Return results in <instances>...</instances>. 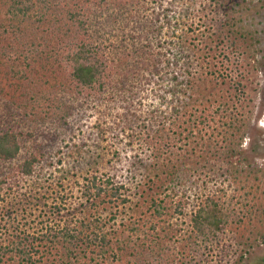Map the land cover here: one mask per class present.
I'll return each mask as SVG.
<instances>
[{"label":"rangeland","instance_id":"obj_1","mask_svg":"<svg viewBox=\"0 0 264 264\" xmlns=\"http://www.w3.org/2000/svg\"><path fill=\"white\" fill-rule=\"evenodd\" d=\"M94 1L95 36L114 47L119 69L100 97L79 94L49 57L56 39L49 30L65 10L39 5L21 13L22 32L12 43L15 9L0 0V127L24 133L12 165L40 156L32 175L1 190L0 243L17 234L51 237L50 227L67 226L80 240L44 238V254H35L41 264H264V0ZM78 2L70 7L85 0ZM137 18L139 34L149 31L138 42L130 35ZM148 41L153 54L162 53L157 67L139 63L134 52ZM182 44L180 64L194 86L192 75L169 79L182 66L167 67V60L174 63ZM203 116L206 125L195 123ZM95 186L106 188L101 196ZM210 192L246 202L241 222L211 250L189 236L192 212ZM155 198L163 199L162 216ZM95 234L106 236L104 248L82 242ZM2 264L23 261L7 256Z\"/></svg>","mask_w":264,"mask_h":264},{"label":"trees","instance_id":"obj_2","mask_svg":"<svg viewBox=\"0 0 264 264\" xmlns=\"http://www.w3.org/2000/svg\"><path fill=\"white\" fill-rule=\"evenodd\" d=\"M12 2V5L15 9L13 11V18L10 19L12 30L14 31V37L12 38V43L19 37L18 33H21L22 31V18L20 17L21 13H25L26 11L29 12L30 10L37 9L40 6L43 5L44 9L50 8L51 6H54L56 8H60L62 10H65V17L61 21H56V24L52 25L49 32H51L52 36H55V46H51V48H48L50 53L49 57H51L56 63L60 65L61 68L65 70L67 73V76H69L72 79V82L74 83V86L76 87V90L79 94H85L87 96H95L100 97L102 96V93L107 91L112 85L111 81L113 79V76L119 73L118 66L116 65V58L113 55V49L114 47H106L103 42L104 40H99L98 35L95 36L96 30H94L93 22L90 18L92 13V5H89V3L92 2V0H85V2L82 3L81 7H70L71 2H78V0H10ZM91 1V2H90ZM95 0L93 3L95 5L99 4V2H103L105 0H102L99 2H96ZM122 1L124 3L127 0H118ZM140 1V0H139ZM92 3V4H93ZM117 3V0H116ZM76 4V3H75ZM80 4V3H79ZM126 4V2H125ZM39 6V7H38ZM41 8V7H40ZM97 9V8H96ZM134 18V17H133ZM166 19H168V22L171 21L169 15L165 16ZM133 20V19H132ZM135 25L133 33H131V37L133 39H137V42L139 39H143V36L147 34L149 31L144 32L143 35H140L138 30L142 28L141 24H139V19H134ZM59 23V24H58ZM64 29V31H62ZM189 29H192L189 27ZM160 26L155 28V31L161 32ZM6 31V29H4ZM142 32V31H141ZM146 38V36H144ZM182 42L185 45L186 39L183 40L181 38ZM172 42V41H170ZM10 46L8 48H14L12 46L11 42ZM9 45V44H8ZM152 42L148 41L146 44H142V46L137 44L134 48V52L139 54V63L142 62L143 65L147 67L145 63L150 64H159L161 61L160 56H162V53L159 52L158 54H153L154 51L152 49ZM38 44H36L37 48ZM164 49L167 48V46L163 45L161 46ZM182 48L180 49V53L173 55L174 63H170L167 60V67L172 65L174 68L177 65H181L180 63L182 61H186V56L184 55V46L182 44ZM27 48L31 50L34 49V46H27ZM184 48V49H183ZM152 49V51H151ZM150 50V56L151 58H144L145 55H149ZM174 48L172 49L173 52ZM187 50V49H186ZM171 51V50H170ZM171 52V53H172ZM124 53V52H123ZM122 53V54H123ZM161 53V54H160ZM170 53V52H168ZM128 52V55L132 56ZM166 54V53H165ZM20 55V54H19ZM188 59L190 62L191 56L188 52ZM30 57V56H28ZM25 54V59L28 60L29 58ZM123 59V56L119 55V58ZM117 57V59H119ZM154 60V61H153ZM129 63V60H127ZM146 61V62H145ZM132 65V64H131ZM132 70L135 71V73H142L143 69L137 65H132ZM182 66V65H181ZM117 67V69L115 68ZM137 67L136 70H134ZM179 68V69H178ZM189 68H185L184 66L179 67L177 66V69L173 70L169 74V79L171 82H177L180 83V77L183 75L189 78L187 81L191 84L196 85V79L193 76V74L188 70ZM188 70V71H187ZM185 71L187 73H185ZM14 77L18 78L20 76V72L16 69H13ZM122 73V72H121ZM129 77L130 72L126 73L124 76ZM221 77H225L223 74H219ZM218 77V76H217ZM184 81V80H180ZM174 92L177 90H173ZM176 93V92H175ZM229 100V98H228ZM227 99L224 100L223 105L228 101ZM52 102V101H51ZM50 103V102H49ZM49 107V104H46V107L43 108L44 111ZM58 107V106H57ZM71 107V106H70ZM69 108V107H67ZM47 111V110H46ZM207 117L203 116L202 119L195 121L197 124L206 125L207 123ZM231 120L227 118V123H231ZM226 124V125H227ZM24 133L22 132L20 127H15V125H10L9 127H0V219L1 217H4L5 213L2 211L1 208V201L4 199L1 190L4 189V186H8L9 189L12 188L11 181L13 179H17L16 183L22 179V177L30 176L35 172V167L38 162H40V156L38 154H31L30 156L26 157L24 160L19 162L17 166L12 165V163L18 159L22 148H23V139ZM227 139V138H226ZM107 184L114 185L112 179H107ZM96 185V184H95ZM115 186V185H114ZM96 191L94 192V195L101 196L103 191H105L106 188L102 186H95ZM122 187V186H121ZM116 190V192H113V196L118 194V191L120 187L113 188ZM175 191V189H174ZM124 201H127V198H123ZM163 201V199H162ZM161 200H157L156 198L152 200V204L155 207V212L158 216H162L165 213V205L163 204ZM246 205V202L244 204H235L232 203V201H226L221 196L215 193H206L200 200L198 206H196L195 210L192 212L191 215V230L189 236H194L197 241H200L202 245L207 247L209 250L214 248V246H219V244L222 241V237H224L227 229L231 226L234 222H241V212L239 209L243 211L244 206ZM181 209V208H180ZM182 211V210H179ZM67 227V226H66ZM63 227L62 229H54L53 227H50L48 230H50V235H44L42 236L37 235H27L21 236V234H17L15 240H12L10 242L0 243V264L4 263L6 257L8 256V259H13L14 257L18 256V258H21L23 261V264H41V261L44 259L43 257L35 258V254H44L41 252V243L43 242L44 238H49L48 240L51 243H55L56 241H61L60 238L64 241L66 240H72L75 239L76 241H79L80 238L73 234L70 230V228ZM94 239L91 238V236H86L85 242L89 247L91 246V243H97V245H100L101 248H104L107 245V239L106 236L99 237L98 234L93 235ZM29 237L32 239L30 240ZM98 237L99 242L97 241ZM84 240V239H82ZM99 243V244H98ZM158 241H155L153 244H157ZM52 246L48 247L47 249H51ZM84 253L87 254L88 249L83 248ZM48 252V251H47ZM72 253V252H71ZM68 256V255H67ZM68 258H70L68 256Z\"/></svg>","mask_w":264,"mask_h":264}]
</instances>
